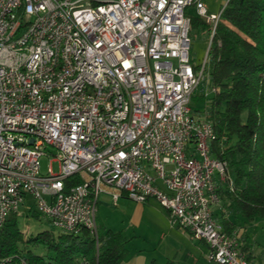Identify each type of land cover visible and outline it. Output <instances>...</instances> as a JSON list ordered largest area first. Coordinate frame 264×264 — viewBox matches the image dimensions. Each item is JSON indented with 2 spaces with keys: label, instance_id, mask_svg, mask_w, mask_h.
Masks as SVG:
<instances>
[{
  "label": "built area",
  "instance_id": "1",
  "mask_svg": "<svg viewBox=\"0 0 264 264\" xmlns=\"http://www.w3.org/2000/svg\"><path fill=\"white\" fill-rule=\"evenodd\" d=\"M224 8L0 0V228L30 195L56 233L97 237L100 194L117 201L125 193L159 201L207 243L209 262L251 264L215 214L219 183L233 178L214 154L213 123L193 113L209 57L191 63V9L213 37ZM0 264L48 263L15 254ZM76 264L92 263L82 256Z\"/></svg>",
  "mask_w": 264,
  "mask_h": 264
},
{
  "label": "trees",
  "instance_id": "2",
  "mask_svg": "<svg viewBox=\"0 0 264 264\" xmlns=\"http://www.w3.org/2000/svg\"><path fill=\"white\" fill-rule=\"evenodd\" d=\"M191 25L211 32L199 16H192ZM209 68L212 91H196L192 103L205 105L216 133L214 154L231 170L233 185L229 180L219 183L221 203L248 221L264 218V0H227L211 39ZM19 214H11L0 228V262L20 254L48 264H76L82 256L92 264H121L127 254L122 233L103 224L97 237L88 230L68 234L51 229L27 236ZM223 222L233 234L237 223ZM250 257L248 253L251 263ZM165 264L178 263L169 259Z\"/></svg>",
  "mask_w": 264,
  "mask_h": 264
},
{
  "label": "rangeland",
  "instance_id": "3",
  "mask_svg": "<svg viewBox=\"0 0 264 264\" xmlns=\"http://www.w3.org/2000/svg\"><path fill=\"white\" fill-rule=\"evenodd\" d=\"M209 12H218L221 7H223L227 0H204ZM191 13L193 16H198L194 9H191ZM190 38H191V49H190V56H191V63L193 65L202 64L205 58L209 57V47L211 44V34L209 28L199 25L193 26L190 30ZM210 68H209V58L206 63L205 69V78L202 83L199 85L197 91L200 93H207L210 94L212 91L210 76H209ZM205 105L201 103L194 104L193 113L195 115H202L205 116L204 113ZM50 164V159L48 156L44 155L41 157V171L43 173L47 172L48 166ZM53 169L55 172L59 170V163L54 161L52 163ZM99 210H98V222L100 223L102 220L99 218V215H102L104 218L108 217V221L112 224H121L125 222L129 224L131 219L130 210L129 209H122L120 206H114L112 203L111 197L107 194H102L100 197L99 202ZM35 203L33 198L28 195L26 202L21 206L19 215H20V227L24 231V233L28 236L31 234H35L38 231L44 229H51L53 231H58L57 227L50 221V219L40 213L37 215L30 214V211H34ZM160 210V209H159ZM221 213L220 215L223 217L224 215L233 216L235 213L230 211L227 208L226 203H221L220 208L218 209ZM161 211V210H160ZM218 212V214H219ZM169 216V214H168ZM220 218V217H219ZM243 216H239V219H243ZM168 224L169 221L172 225H174L171 221V217L167 218ZM247 231L250 233L251 243L252 246L256 251H259V255L256 254V264H264V218H256L255 221H249L248 225L246 226ZM129 238L131 239L128 242L127 247L133 251L135 248H153L158 245L160 240L159 232L149 227V225L143 223L139 228H134L132 225L129 224ZM196 247L198 252L203 253V263L201 264H213L208 261L207 255L209 252V247L206 244L196 243ZM37 252H44L43 250H37ZM205 261V262H204Z\"/></svg>",
  "mask_w": 264,
  "mask_h": 264
},
{
  "label": "crops",
  "instance_id": "4",
  "mask_svg": "<svg viewBox=\"0 0 264 264\" xmlns=\"http://www.w3.org/2000/svg\"><path fill=\"white\" fill-rule=\"evenodd\" d=\"M102 194L109 195L114 206H120L122 209L130 210L129 212L131 217L129 219H131V221L129 224L134 228H139L141 224L145 223L160 233V240L157 246L153 247L152 249L135 248L133 251H131L127 247L128 242L131 240L128 234L130 230L129 224L122 222L121 224L115 225L108 221L107 216L104 218L102 215H99V218L102 221L100 223L98 222V231L100 224H103L108 229L120 231L125 237V247L127 249V254L121 264H151L152 262L153 264H165L169 259H173L178 264L203 263V253L198 252L196 243H202L206 245L207 243L203 240L193 237L188 229L176 225L173 223L172 219L171 221L174 225H172L170 221L168 224L167 218L170 216L169 211L155 198L149 197L147 200L139 202L130 199L125 193H122L120 198L117 201H114L111 194L103 192L99 196V202ZM219 208L220 205L215 207V214L220 217L223 225L224 218L237 223L238 226L231 235H235L239 238L242 250L246 253V255L249 253L251 256V264H256V254L259 255V251L254 249L250 241V233L246 228L249 221L245 217L243 219H239L240 215L237 214H234L232 217L229 215H224L222 217L218 210Z\"/></svg>",
  "mask_w": 264,
  "mask_h": 264
},
{
  "label": "water",
  "instance_id": "5",
  "mask_svg": "<svg viewBox=\"0 0 264 264\" xmlns=\"http://www.w3.org/2000/svg\"><path fill=\"white\" fill-rule=\"evenodd\" d=\"M211 39H212V37H211Z\"/></svg>",
  "mask_w": 264,
  "mask_h": 264
}]
</instances>
